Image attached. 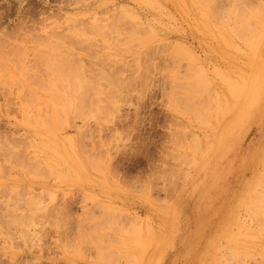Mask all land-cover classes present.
<instances>
[{"label":"rangeland","instance_id":"1","mask_svg":"<svg viewBox=\"0 0 264 264\" xmlns=\"http://www.w3.org/2000/svg\"><path fill=\"white\" fill-rule=\"evenodd\" d=\"M180 2L203 10L195 0ZM231 3L215 2L209 21L220 26L213 28L203 22L207 10L193 17L172 0H0V264H264V163L261 178L234 169L239 195L242 185L258 184L241 224L221 240L217 227L204 232L209 238L184 256L187 236L201 230L203 196L191 186L217 155L241 93L223 91L233 90L226 76L200 70L211 52L236 44L222 34ZM240 34L242 44L247 30ZM241 142L242 162L264 158L259 123ZM174 152L186 153L184 162L177 156L183 166ZM170 182L182 189L176 197ZM168 194L178 207L174 220ZM153 237L150 248L143 244Z\"/></svg>","mask_w":264,"mask_h":264},{"label":"crops","instance_id":"2","mask_svg":"<svg viewBox=\"0 0 264 264\" xmlns=\"http://www.w3.org/2000/svg\"><path fill=\"white\" fill-rule=\"evenodd\" d=\"M234 47H237V45L234 44ZM258 48L260 59L257 64L250 65L251 63H248V65H250L248 69L242 70L241 68L242 63H247L246 59L248 58V56H246V59L244 60L239 56L235 55V53L233 54L232 52L226 49L224 50V52H227V54L229 55L228 57H220L215 55H213L212 57H205L200 67V70H207L208 74L214 77L216 80H221L219 77L221 75L226 76L227 79L231 80L233 89L236 88L235 83H238L243 88V91L240 92L244 93L239 95V99L236 102L235 107L238 108L236 112L234 111V114L231 117L234 119L230 121L226 125V129H223L222 133H220V139L222 137V140L224 139L225 143L222 144V146H219L217 155L213 156L212 160L210 161V164H207L206 167L202 169V172H206V175L201 173L202 175L199 176V178L201 177L200 183L191 186L190 190L194 191L198 188L202 192L201 194L203 196V200L200 201L198 205L199 207L198 209H196V213H199L202 219H196L198 220V223L201 224V230L197 232L199 236H197V233L193 232V234L190 236V239L188 236L186 238V250H189V252L187 251L184 255L186 257H189L193 251L199 248L200 241L204 236L209 238L210 234H202L204 232L209 233L214 227H217L214 231H216L217 233L219 231L218 234L221 235L219 240H221L224 236L227 237L231 235L235 228H237L241 224L242 212L243 210L249 207L250 203H252L251 199L254 198V193H256V188L258 184L256 185L255 181H249L247 184L242 185V193L239 195L238 191L242 181L239 184L237 183L238 185H236L231 180V178L233 179V177L236 176L237 171L234 172L236 166L242 167L238 170L240 171L241 175H244L245 171L251 169L253 171H256V178H258L259 176L261 178V172L258 170L264 163V158H261L259 160L260 162H256L255 164L256 159L251 157L245 163L242 162L240 153V145L242 143L241 141L247 131L253 125L258 123L261 127L264 128V111L260 112L262 113L260 114L257 110L258 100H260V98L255 97L256 92H260V94L264 96V39H262L260 43H258ZM250 57L251 56H249V58ZM251 84H254L255 88H252ZM223 91L236 92L228 88H224ZM251 92H254L253 96H251ZM245 95H247L246 98H244ZM252 101L253 103H251ZM241 116L243 118H241ZM236 148H239V153L235 155ZM231 151L233 152V155H235V158L230 159V163L224 165V163H226V160L228 159V154ZM214 152H216V150ZM246 190L247 193H245ZM214 199H218L220 201V206L213 204L212 200ZM224 201L229 202V204L227 206H223V204L225 203ZM226 210V213H230L228 219L219 221V224H216L215 222L218 220L217 216L219 214L221 215V213L225 212ZM177 211L178 207L176 206V204H173V220L177 216ZM211 217H216V219L211 221ZM178 228L180 229V227ZM174 230L175 229L170 230V233ZM174 234L177 233H171L170 235ZM188 240H190V245ZM197 241L198 243L194 245L193 242ZM216 241L217 237H215L210 244L212 250L217 249V245L215 243ZM168 247L169 246H167L166 248ZM165 251L166 249L164 250V252Z\"/></svg>","mask_w":264,"mask_h":264},{"label":"bare ground","instance_id":"3","mask_svg":"<svg viewBox=\"0 0 264 264\" xmlns=\"http://www.w3.org/2000/svg\"><path fill=\"white\" fill-rule=\"evenodd\" d=\"M179 2H177L176 0H172V2L174 3V4H176V6H178L180 9H187L188 10V12H191L192 11V13L190 14V16L192 15L193 17L194 16H200L201 18H202V15L200 14V13H198V14H196V12L197 11H193V10H201V9H199V8H197V7H195V6H193V5H188L187 4V2H180V1H184V0H178ZM186 1V0H185ZM196 1V3L197 4H199V6L203 9V10H207V13L208 12H213L214 13V10L215 9H217V7H215V2H218L219 0H195ZM253 0H232V6L229 8V9H227L228 10V12H230V13H228L227 11L225 12V10L223 11V12H225V14L227 13V17H231V19H232V21L231 22H228L227 20H226V25H227V30H226V32L225 33H222L223 34V36H224V40L227 42V44L228 45H230V46H232V44H230L229 43V41H231V38L233 39V41H235L236 42V45L239 47V48H237V49H235L236 47H234V46H232L231 48H230V52H232L233 54L235 53V55H237V56H239L240 58H242V59H246V56H244V54H246L245 52H246V50L244 49H240V48H248L249 50H250V53H253V52H255L256 50H257V48H258V41H259V37H260V35L261 36H263L264 35V0H257L256 2H252ZM218 5V4H217ZM203 10H201V12H203ZM181 11V10H180ZM182 15V14H181ZM209 13H208V17H204L203 18V22L206 24V25H210V27H213V28H219V26L220 25H216V24H214V23H212L211 21H209ZM184 17H186L185 15H184ZM243 29H245V30H247V33H248V40H242L243 42H242V44H240L239 43V41H241L240 40V38H241V30H243ZM261 41V40H260ZM260 41H259V43H260ZM232 42V41H231ZM243 45V46H242ZM211 55H208L207 57H212L213 55H215V56H220V57H223V56H229L228 54H227V52H224V49H222V48H217V50L216 51H213V52H211L210 53ZM263 57V56H262ZM261 57V58H262ZM259 59H260V56H259V53H258V55H252L250 58L248 57L247 59H246V62L247 63H242L241 64V68H242V70L243 69H248L249 68V66L250 65H254V64H257V62L259 61ZM248 63H251L250 65H248ZM236 84V88L235 89H233V91H236V92H240V91H243V88L238 84V83H235ZM251 87L252 88H255V85L254 84H251ZM254 92H251V96H253L254 94H253ZM242 94V92L239 94L238 93V95H241ZM248 95H249V93H248ZM259 95H261L260 94V92H256V95H255V97H259ZM229 102V101H228ZM227 102V105H224V108H223V105H222V109H224L223 111H221L222 109H220V113L222 114V117H224L223 115H225L226 114V110H230L228 107H231V106H229V103ZM224 104H225V102H223ZM251 103H253V101L251 102ZM226 108H228V109H226ZM60 110V109H59ZM224 111H225V114H223L224 113ZM223 112V113H222ZM241 118H243L242 116H241ZM221 120H223V118H221ZM217 123V125L219 124V122H216ZM215 123V124H216ZM214 128V130H218L217 129V127L218 126H213L212 124H211V128ZM209 129H211L210 127H208ZM212 128V129H213ZM210 130L211 132L212 131H214V130ZM207 130V129H206ZM210 133V132H209ZM212 134V133H211ZM205 135H206V131H205ZM213 135V134H212ZM214 137L216 136L215 134L213 135ZM206 138H212L211 137V135L210 136H206ZM216 138V137H215ZM207 139V140H208ZM213 139V138H212ZM179 141V140H178ZM188 141V140H187ZM190 141V140H189ZM201 141V140H200ZM200 141L198 142L199 144H202V143H200ZM180 142L182 143H184V144H187V142L185 143V141H181L180 140ZM194 142L196 143V141L194 140ZM204 142V141H203ZM215 141H213L212 143H214ZM182 143V144H183ZM188 143H190V142H188ZM211 143V142H210ZM210 143H209V145H207V146H211V145H214V144H212L211 143V145H210ZM225 142H224V139L222 140V137H221V139H220V146H222V144H224ZM180 145V144H179ZM188 145V144H187ZM187 145H185V146H187ZM192 145V144H191ZM195 145H197V143L195 144ZM182 146V145H181ZM184 146V145H183ZM189 146V145H188ZM200 146V145H199ZM173 147H174V145H173ZM190 147V146H189ZM189 147H188V149H189ZM193 148H194V146H192ZM196 147V146H195ZM176 148H178V146H176ZM184 148V147H183ZM199 148H201V147H198L197 149H195V150H198ZM209 148H212V146L211 147H209ZM208 148V149H209ZM185 149V148H184ZM203 149V148H202ZM202 149H201V157L202 158H204L203 157V154H205L204 152L202 153ZM174 150V149H173ZM187 150V149H186ZM209 150H211V149H209ZM209 150H208V152H209ZM176 152H179L177 149L175 150ZM189 151V150H188ZM191 152V151H190ZM195 152V151H194ZM184 153L185 152H183L182 154H180V153H177V155L175 154V152H174V154L173 155H176V158L173 156V159H176V162H177V160H179L180 158H182V160H183V157L182 156H184ZM193 153V152H192ZM191 154V153H190ZM193 154H197V151H196V153H193ZM171 155V154H170ZM178 155H180L181 157L180 158H178L177 159V156ZM206 155H207V150H206ZM187 156H189V155H187ZM179 157V156H178ZM185 159H186V153H185ZM192 157V156H191ZM190 156H189V158H187V160H185V162L186 161H188V159L189 160H191L190 158H191ZM196 157V156H195ZM193 158H194V156H193ZM192 158V159H193ZM181 159H180V162L182 161ZM173 162V161H172ZM171 162V163H172ZM179 162V161H178ZM183 162H184V160H183ZM183 162H181L182 163V166H183ZM195 163H194V165L197 167V165H196V161H194ZM190 164H187V166L189 167V165H193V163L191 164V162H189ZM198 163V162H197ZM199 163H200V161H199ZM179 164V163H178ZM186 163H184V165H185ZM171 165H173V164H171ZM178 166H181L180 164L178 165ZM185 167V166H184ZM192 167V166H191ZM173 168V167H172ZM184 169V168H183ZM187 169H189V168H187ZM160 170H162V169H160ZM159 170V171H160ZM174 170H175V168H174ZM158 171V172H159ZM171 171V170H170ZM178 172V171H177ZM182 172V173H181ZM181 172H179V173H181L182 175H183V173H184V176H183V178L184 177H186V178H188L189 176L188 175H186L185 173L186 172H183V171H181ZM163 173H165V175H167L166 174V172H164L163 171ZM175 173H176V171H174V173H173V171L171 172V173H169L168 175L170 176V174H171V177H172V174H174V177H175ZM179 173H176V176H180L181 174H179ZM187 173H188V171H187ZM192 173V172H191ZM190 173V174H191ZM160 174V173H159ZM161 174H162V171H161ZM161 174L159 175V177L161 176ZM179 174V175H178ZM164 174L161 176V178L162 177H164V180L165 181H169V178L171 179V177H167V176H165ZM181 175V176H182ZM191 175H193V174H191ZM190 175V176H191ZM168 178V179H167ZM156 179V178H155ZM155 179H154V181H155ZM174 179L175 178H173V180H172V182H173V185L174 186H176V185H178V183H179V181H180V179L182 180V177L181 178H179V180H177L178 182H177V184H176V182H174ZM178 179V178H177ZM185 179V178H184ZM162 180V179H161ZM186 180V179H185ZM171 181V180H170ZM172 182H170V183H168V186H170L171 185V183ZM186 182V181H185ZM264 183V182H263ZM182 184V183H181ZM263 185V184H262ZM174 186H172L171 185V187H173L172 189H174V190H176V191H173L172 190V192H169L168 190H167V192L170 194V195H172V196H175L176 197V195H173L172 193H178L179 194V192H181L180 190H182V189H180V190H177V189H175L174 188ZM182 187H183V185H181ZM261 186V185H260ZM151 187H154V184H153V186H151ZM171 187H170V189H171ZM184 187H185V185H184ZM183 187V188H184ZM263 187V186H262ZM261 187V188H262ZM169 188V187H168ZM181 188V187H180ZM264 188V187H263ZM179 191V192H178ZM168 194V195H169ZM260 194H263V196H264V189H263V192L262 193H260ZM169 195V196H170ZM169 196H167V197H169ZM169 198H171V196L169 197ZM173 198V197H172ZM171 198V199H172ZM171 199H168L169 200V202H171V201H173V199L171 200ZM160 201V200H159ZM166 201H163V203H165ZM169 202H168V204H169ZM160 203H162V202H160ZM172 204H173V202H171ZM164 205V204H163ZM166 205V204H165ZM169 205H171V204H169ZM149 207V206H148ZM165 208H166V206H165ZM168 208V207H167ZM148 209V208H147ZM149 209H150V207H149ZM169 209V208H168ZM170 209H171V215L173 214L172 213V206H170ZM148 211V210H147ZM168 211V210H167ZM168 212H170V211H168ZM154 213V212H153ZM154 215V214H153ZM170 215V216H171ZM165 216V215H164ZM167 216V215H166ZM159 217V216H158ZM157 217V218H158ZM169 217V216H168ZM165 218V217H164ZM162 220H164L163 218H161ZM170 219V218H169ZM168 219V220H169ZM160 221V220H159ZM163 223H165L164 221H163ZM167 224H168V221H167ZM166 225V224H165ZM153 226V225H152ZM142 228L143 227H140V238H138L137 240L139 241V244H140V242H141V244L140 245H138V246H141L142 245V240H140V239H142V235H141V232H143V230H142ZM150 229H152L154 232H155V230L153 229V227L151 228V226L149 227ZM148 228V233L150 232V229ZM160 229H161V227H159ZM136 229H137V227H136ZM165 230V229H164ZM136 231H138V230H136ZM153 233V232H152ZM152 233H150V234H152ZM164 233V232H163ZM163 233H161L160 235H162ZM153 235L155 236V233H153ZM156 236H158L157 234H156ZM163 236V235H162ZM148 238V237H147ZM146 238V239H147ZM151 238V237H150ZM156 238V237H155ZM154 237H153V239L151 240V241H149L148 239L146 240V241H144L145 243H143V244H146V245H148V244H150L151 245V243L150 242H154L155 241V243L157 242L156 240H154L155 239ZM159 241V240H158ZM150 245H148L149 246V248L151 247ZM155 245V244H154ZM145 246V245H144ZM147 247V246H146ZM159 255V254H158ZM142 257V256H141ZM141 259V258H140ZM139 259V260H140ZM143 259V258H142ZM139 260L137 261L139 264H140V262H139ZM136 262V264H138ZM147 262V261H146ZM142 264V263H141ZM146 264V263H145Z\"/></svg>","mask_w":264,"mask_h":264}]
</instances>
